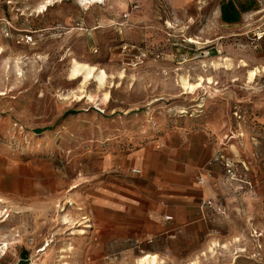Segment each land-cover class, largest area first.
<instances>
[{"label": "rangeland", "instance_id": "rangeland-1", "mask_svg": "<svg viewBox=\"0 0 264 264\" xmlns=\"http://www.w3.org/2000/svg\"><path fill=\"white\" fill-rule=\"evenodd\" d=\"M258 1L259 13L231 28L217 24L212 3L194 14L197 20L184 21L148 0L90 9L78 0H0V165L51 180L44 195L34 185L21 198L0 192V264H139L146 255L161 264L264 259L251 255L259 230L243 220L264 217L251 209L264 207L257 188L264 181ZM144 52L146 61L136 64ZM75 63L82 66L77 79ZM199 128L217 132L226 150L227 189L212 201L215 230L199 240L141 243L102 235L99 210L84 202L91 185L101 184L103 163Z\"/></svg>", "mask_w": 264, "mask_h": 264}, {"label": "crops", "instance_id": "crops-1", "mask_svg": "<svg viewBox=\"0 0 264 264\" xmlns=\"http://www.w3.org/2000/svg\"><path fill=\"white\" fill-rule=\"evenodd\" d=\"M148 2L169 18L174 19L175 16L184 21L197 20L194 14L208 9L212 3L211 14L217 24L231 28L243 26L259 13L260 7L258 0ZM223 143L217 132L205 128L186 129L166 134L157 142L136 151L107 159L102 165L100 186L92 184L91 189L86 186L90 190L84 202L99 210V216L95 218L101 234L112 240L136 243L165 239L199 240L209 236L219 220L212 213L214 207H206L205 204L224 196L227 189L224 184L227 168ZM133 170H139L141 174H135ZM30 176L35 175L21 174L14 167L6 170L5 165H0V192L21 198L28 194L26 188L34 185L35 188L41 187L37 192L44 195L51 180L38 181L37 176V180H29ZM54 184H59L58 177L52 179L53 187ZM257 188L264 199L263 180ZM251 209H254L253 213H264L263 206H252ZM243 220L244 224H254L259 230L254 240L259 245L251 255L262 257L264 217H256L249 222H246L247 218ZM254 263L264 264V259H257Z\"/></svg>", "mask_w": 264, "mask_h": 264}, {"label": "bare ground", "instance_id": "bare-ground-1", "mask_svg": "<svg viewBox=\"0 0 264 264\" xmlns=\"http://www.w3.org/2000/svg\"><path fill=\"white\" fill-rule=\"evenodd\" d=\"M190 42L199 44V42H197L193 39H191ZM81 68H82V66L80 64H78V63L74 64L73 69H72V77L74 79L78 78V75L80 74V72L82 70ZM89 70L90 71L88 72L87 77L93 76L95 69L90 68ZM253 73L254 74H252V76H255V72H253ZM97 78H98L100 83H103L105 81V79L107 78V75L104 71H101L99 73V75L97 76ZM183 84L185 87L187 86V88L190 89L192 91V93H193V91H195V87H193L192 85H189L188 83H183ZM0 204H1V201H0ZM65 220L67 221V219H65ZM161 263L162 262L158 259V257L156 255H146L145 257H143L139 260V264H161Z\"/></svg>", "mask_w": 264, "mask_h": 264}, {"label": "built area", "instance_id": "built-area-1", "mask_svg": "<svg viewBox=\"0 0 264 264\" xmlns=\"http://www.w3.org/2000/svg\"><path fill=\"white\" fill-rule=\"evenodd\" d=\"M79 5L81 7H84L85 9H90L91 7L94 6H103L105 5V3L107 2V0H78ZM126 15V14H125ZM128 15L125 16V18H127ZM159 58L161 57V53L158 54ZM147 59V52L142 53L140 56H137L135 58L136 64H141L144 61H146ZM229 174H231L232 178L234 179L235 176L232 174V171H230L229 167H228V171ZM135 174H140L139 170H134ZM205 206L207 207H214L213 202L212 201H208L206 202Z\"/></svg>", "mask_w": 264, "mask_h": 264}]
</instances>
